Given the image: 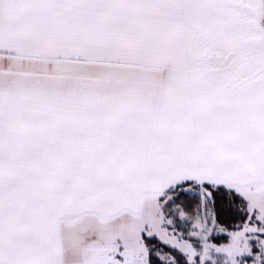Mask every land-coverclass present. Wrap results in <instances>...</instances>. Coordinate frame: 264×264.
<instances>
[{"label": "snow or ice", "instance_id": "6c2138e0", "mask_svg": "<svg viewBox=\"0 0 264 264\" xmlns=\"http://www.w3.org/2000/svg\"><path fill=\"white\" fill-rule=\"evenodd\" d=\"M0 264H264V0H0Z\"/></svg>", "mask_w": 264, "mask_h": 264}]
</instances>
